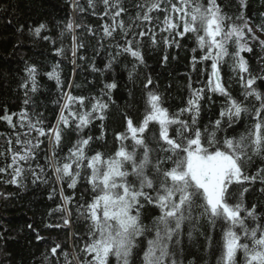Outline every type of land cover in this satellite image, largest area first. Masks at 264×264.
Segmentation results:
<instances>
[{
  "label": "trees",
  "instance_id": "1",
  "mask_svg": "<svg viewBox=\"0 0 264 264\" xmlns=\"http://www.w3.org/2000/svg\"><path fill=\"white\" fill-rule=\"evenodd\" d=\"M142 2L123 0L127 12L118 19L124 20L128 35L124 36L117 28L109 37L105 35L103 26L112 21L109 16H103L101 0H94V8L89 6L88 0H0V116L5 111L17 114L13 116L15 128L0 120V153H3L0 155V167L12 162L8 151L9 139L13 142L12 150L22 153L21 145L15 143L17 134L23 140V134L28 131L26 126L20 127L21 112H26L33 123L42 120L47 130L57 124L67 95L84 98L83 107L78 101L70 104L71 110L78 114L90 112L96 101L107 104L103 111L104 119L96 118L98 113H93L88 125L81 130L76 129L78 120L72 122L69 117V126H60L61 141L55 149L57 159L61 163L66 162L64 158L69 156V150L77 141L90 136L92 139L85 146L86 156L91 157L99 152L107 159L114 156L121 143L126 145L127 151L133 150L134 142L130 133L124 141L118 140L116 136L127 132L126 117L132 119L134 126L141 124L151 110L147 103L149 91L161 97L160 106L172 116L188 106L193 89L205 87L211 73V61L199 62L203 52L198 48L195 37L191 33L180 37L175 36V33L170 36L168 32H162L163 12H152L154 19L151 23L134 20L138 11L136 4ZM218 3L228 15L235 17L239 14L237 0H218ZM261 13H264V0H248L245 16L251 21L256 35L264 40V34L256 31V26L262 23ZM156 16H159V20L155 19ZM69 21L73 22L71 31L66 28ZM40 24L46 27L36 35L34 30ZM150 27L155 33L156 44L152 43L151 33L143 37L139 35L141 31L148 32ZM173 36L179 47L175 43L170 46L164 43L165 38L171 41ZM126 41H132L133 50L141 52L143 63L123 51L128 46ZM250 43L253 51L242 52L241 55L248 61L252 75L264 76V60L260 59L264 57V51H261L257 41ZM194 48L197 49L195 52L192 51ZM235 50V46L230 44L229 53ZM165 56L168 57L167 61L164 60ZM193 56L197 58L195 70ZM232 65L231 57H225L219 64L220 75L232 97L241 99L238 71L234 72ZM29 68L36 69L35 91H32ZM52 73L55 75L50 76ZM149 78L152 83L145 87ZM112 83L116 84L115 88L106 87ZM257 84L264 91V82L258 79ZM25 100H28L27 104ZM224 103V97L205 89L204 99L200 101L197 126L201 130L210 128L219 118ZM247 104L252 107L251 101ZM64 114L68 116V111L65 110ZM181 118L189 122L191 120L187 112ZM249 123L251 121L242 115L239 124L234 129H228L227 134L238 138ZM156 131L158 124L150 121L149 131L144 136L152 148L158 147L151 139L152 132ZM36 135L32 132L28 138L35 143ZM39 139L43 142L35 149L34 159L19 162L24 172L17 178L18 184L9 183L12 168L0 172V264H67L65 253L71 264H77V256L80 260L84 259L80 249L88 240L89 221L80 214L83 211L80 206L93 199L91 186L86 180L90 170H81L74 188L68 187L70 181L67 178L57 181L47 159L52 155L49 141L46 137ZM202 142L207 146L206 139ZM141 151L137 149L138 154ZM157 154L165 155L162 152L153 155ZM172 166L171 161L163 165L164 168ZM126 167L131 171L130 164ZM262 167L264 159L259 156H253L250 162L243 165L248 175L255 174ZM244 186L249 188L243 196L245 206L251 208L255 205L259 222L264 224V192L261 191L264 185L257 180L255 184L246 182ZM239 191L237 188V193ZM62 197H71V202L65 204ZM231 202L236 201L233 199ZM63 208H67L68 212L62 211ZM199 211L197 209L193 215L198 216ZM159 214L158 209L149 206L141 222L152 227L153 219ZM65 216L71 219L73 226L72 242L70 231L63 222ZM247 223L249 227L255 226L251 220ZM225 227L221 221H217L213 227L206 217H201L195 224L185 222L177 259L182 264H217L222 252ZM189 231L192 232L191 238ZM208 237H211L210 246ZM147 238L151 236L147 235ZM137 243L131 264H142L146 237L138 238ZM56 245H60V248L53 255L51 249ZM71 247L74 254L70 251ZM110 264H116L114 257H110ZM237 264H243L242 253L237 254Z\"/></svg>",
  "mask_w": 264,
  "mask_h": 264
},
{
  "label": "snow or ice",
  "instance_id": "2",
  "mask_svg": "<svg viewBox=\"0 0 264 264\" xmlns=\"http://www.w3.org/2000/svg\"><path fill=\"white\" fill-rule=\"evenodd\" d=\"M101 2L104 6L103 16H109L112 21L111 24L103 26L105 35L111 37L118 28L127 36L128 28L124 20L118 19L122 13L127 12L123 0ZM237 2L239 14L235 17L228 15L218 0H143L142 3L136 4L138 11L134 20L151 23L154 19L152 12H163L165 15L162 32H168L170 36L175 33V36L180 37L191 33L198 48L203 52L199 62L210 60L211 73L205 87L192 90L188 106L172 116H169L167 109L160 106L161 97L149 91L147 103L151 110L147 112L141 124L134 126L132 119L126 117L127 132L116 136L118 140L124 141L128 139V133L131 134L134 142L131 152L121 143L114 156L107 159L99 152L88 157L85 154V146L89 145L92 139L89 136L79 139L69 150V156L64 158L66 162L61 163L57 159L55 149L61 141L60 126L67 128L71 117L72 122L78 120L76 129L81 130L88 125L93 113H98L96 118L103 120V111L107 104L100 101L93 104L90 112L78 114L71 110L70 104L78 101L83 107L84 98L67 95V102L61 110L57 124L47 130L43 127L42 120L38 119L33 123L26 112L19 113L20 127L26 126L28 131L23 134V140L19 134L15 139V143L21 145L22 153L12 150L11 139L7 141L12 162L6 167H0V172L12 168V179L9 183L18 184L17 178L24 172L19 162L34 159L35 149L43 142L40 137H46L49 141L52 155L47 159L57 181L67 178L70 181L68 187L74 188L81 176V170H90L86 180L91 186L93 199L90 203L80 206L83 209L80 214L89 221L88 240L80 249L84 259L75 257L77 264H110V257L115 258L116 264H131L133 250L138 247L137 241L140 237H146L142 264H182L177 259L182 226L185 222L195 224L201 217H206L213 227L217 221L226 226L222 236V252L217 264H237L238 253H242L243 264H264V224L259 222L256 206L247 208L243 201L244 193L249 191V188L244 186L246 182L255 184L259 180L264 185V167L258 168L253 175L246 174L243 168L253 156L264 159V91H261L257 84L258 79L264 82V76L252 75L248 61L241 55L242 52L253 51L250 41H257L261 51H264V40L256 35L251 21L245 16L248 0ZM88 3L94 8V0H88ZM113 9L115 11H112ZM260 15L262 23L256 26V31L264 34V13ZM155 19L159 20V16ZM45 27L40 24L35 28V34L39 35ZM66 28L71 31L73 22L69 21ZM149 33L152 43L156 44L155 33L151 27L148 32L141 31L139 35L143 37ZM164 43L169 46L175 43L179 47L174 36L171 41L165 38ZM126 44L128 46L124 47L123 51L143 63L141 52L131 47L132 41H126ZM230 44L235 46L233 53L228 51ZM196 50L192 49L193 52ZM73 54L75 55V49ZM227 56L233 60L232 70L238 71L242 88L241 99L232 97L222 82L219 64ZM167 59L165 56L164 60ZM260 59L264 60V57ZM192 62L195 70V56ZM35 71V68L28 69L33 84L32 91H35ZM52 75L55 73L50 74ZM57 81L59 82L58 76ZM151 83L149 78L145 87ZM106 87L112 89L116 84L112 83ZM205 89L209 93H218L224 97L225 103L219 118L210 128L201 130L197 126V120ZM249 101L252 102L251 108L247 104ZM27 103L28 100H25V104ZM65 110L68 111V116H65ZM185 112L190 114V122L181 118ZM14 115L17 114H8L5 111L0 120L15 128ZM242 115L251 123L247 124L245 132L238 138L229 136L228 129H234L241 121ZM150 121L158 124V131L151 134L157 148L150 147L144 136L146 131H149ZM173 125L175 127H172ZM32 132L37 134L35 143L28 138ZM205 139L207 146L202 142ZM137 149L142 151L138 154ZM159 152L165 155H153ZM169 161L173 166L164 168L163 165ZM128 164L131 165V171L126 167ZM33 174L36 175L35 172ZM237 188L240 189L238 193ZM261 191L264 192V187ZM62 198L65 204L70 203L72 199ZM233 199L235 203L231 202ZM149 206L158 209L160 213L153 219L152 227L141 222V217ZM197 209L200 210L199 215L194 216L193 213ZM61 210L68 212L67 208ZM248 220L255 226L249 227ZM63 222L68 225L67 216ZM147 235L151 238H147ZM188 235L191 238L192 232L189 231ZM37 239L40 237L37 236ZM208 240L210 246L211 237H208ZM59 248L60 245H56L51 249L53 255ZM65 260L67 264H71L67 253Z\"/></svg>",
  "mask_w": 264,
  "mask_h": 264
},
{
  "label": "bare ground",
  "instance_id": "3",
  "mask_svg": "<svg viewBox=\"0 0 264 264\" xmlns=\"http://www.w3.org/2000/svg\"><path fill=\"white\" fill-rule=\"evenodd\" d=\"M68 220H69V223L67 225L69 231H70V242H72V239H73V226H72V223H71V219L69 217H67ZM70 251L72 254H74V249L73 247L70 248Z\"/></svg>",
  "mask_w": 264,
  "mask_h": 264
}]
</instances>
